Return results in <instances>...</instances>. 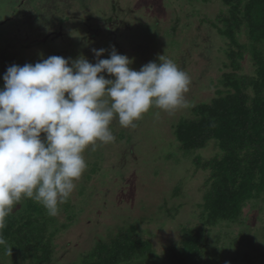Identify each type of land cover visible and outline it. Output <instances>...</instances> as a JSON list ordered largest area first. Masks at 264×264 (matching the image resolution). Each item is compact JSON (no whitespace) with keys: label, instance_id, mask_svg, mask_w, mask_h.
I'll list each match as a JSON object with an SVG mask.
<instances>
[{"label":"rangeland","instance_id":"1","mask_svg":"<svg viewBox=\"0 0 264 264\" xmlns=\"http://www.w3.org/2000/svg\"><path fill=\"white\" fill-rule=\"evenodd\" d=\"M225 10L222 0H0V172L8 200L20 197L17 190L33 193L24 185L44 170L59 183L58 200L71 195V209L59 201L53 210L66 226L52 237L51 264H80L98 242L132 226L157 251L178 245L185 226H200L206 171L180 150L172 124L216 94L227 61L216 27ZM62 17L73 27L59 28ZM242 64L253 72L249 53ZM151 72L156 89L124 122L129 81L142 84ZM219 152L211 142L197 154ZM254 203L246 208L251 220L263 202ZM238 230L217 226L212 237ZM263 261V253L254 258Z\"/></svg>","mask_w":264,"mask_h":264},{"label":"trees","instance_id":"2","mask_svg":"<svg viewBox=\"0 0 264 264\" xmlns=\"http://www.w3.org/2000/svg\"><path fill=\"white\" fill-rule=\"evenodd\" d=\"M222 2L227 10L218 16L216 27L226 45L227 61L221 82L210 101L195 103L190 117L172 124L180 150L192 154L194 164L206 171L202 201L198 203L200 226H185L178 245L168 244L163 251L136 236L132 226L109 241L98 242L80 264H255V256L263 253L264 257V0ZM66 21L72 28L75 22L70 17L60 18L57 26ZM80 26L84 28L82 23ZM244 31L247 39L242 42L239 34ZM38 42L45 41L34 46ZM21 46L15 44V51L20 52ZM247 53L252 59V73L242 72ZM209 54L204 56L209 58ZM129 82L122 109L126 111L124 122L138 117L140 104L158 85L152 72L142 84ZM211 142L220 154L208 158L197 154ZM45 152L49 157L56 155L51 145H46ZM44 171L28 177L24 186L35 188L33 193L17 190L20 197L10 201L5 191L7 174L0 172V257L11 256L7 264L53 262L52 237L66 226L57 221L53 210L59 201L64 203V210L71 209L72 204L69 193L60 200L55 197L59 183ZM44 197L47 202L40 200ZM254 201L263 203L256 205L258 212L251 220L246 208ZM72 212L68 211L69 219ZM217 226L225 231L238 226L239 230L212 237ZM252 243L258 247L255 254L249 251Z\"/></svg>","mask_w":264,"mask_h":264}]
</instances>
